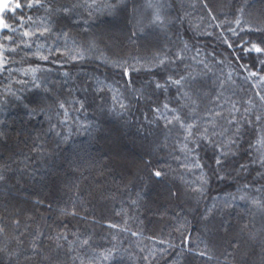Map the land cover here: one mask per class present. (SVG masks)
Returning a JSON list of instances; mask_svg holds the SVG:
<instances>
[{
    "label": "snow or ice",
    "instance_id": "1",
    "mask_svg": "<svg viewBox=\"0 0 264 264\" xmlns=\"http://www.w3.org/2000/svg\"><path fill=\"white\" fill-rule=\"evenodd\" d=\"M141 7L150 10L147 11V15L140 11ZM170 7L171 5L166 4L165 0H145L143 5L135 3V0H72V2L14 0L12 4H0V75L7 72L11 77L16 71L24 77L30 75V79L9 81L0 93V110L9 103L8 97L11 96L23 105L25 114L30 119L44 116L49 122L47 130L43 133L44 137L52 133L58 139L57 146L59 143H66L73 133L69 108L77 112L85 111L88 103L87 95L83 98L74 96L71 100L62 98L49 86L46 78L37 76V72L40 71L39 66L14 69L10 66V61H17L10 54L17 53L18 49H32L35 43V50L31 54L43 62H47L49 56L54 53L65 56L72 62L95 58L100 63L118 70L122 77L126 78L125 91L119 88L113 89L111 85L107 86V91L111 93L108 112L117 117H128L133 107L142 101H151L148 111L143 115V120L163 133V143L160 147L166 148L168 140L175 136L174 151L179 152L180 156H175L173 153L170 155L177 160L182 158L181 168L195 175V180L192 181L186 180L184 172L172 177L186 185V193L198 194L197 198L203 196L213 176L222 181L231 174V171H235L237 175H247L255 168L256 181H264V92L255 93L259 98V105L252 99L241 104L240 101L233 99L235 93H229L227 90L228 85L235 84L231 69L226 74L221 72L217 75L212 62L207 59H197L196 56H187L186 54L192 49L183 38L180 41L182 47H177L173 51L169 45L172 39L170 29L177 20L182 23L184 17L170 16L168 13ZM202 7L212 21L217 20L208 0H203ZM247 7H249L247 4L241 5L237 8L238 14L232 20L225 16L223 21L214 26L224 28V25H227V32L233 37H240L233 44L224 31L220 33V39L227 48L233 49L234 52L235 49H239L234 59L242 70L247 71L244 79L254 80L253 87H258L264 85V38L256 42L252 39H244L240 34H264V23L253 25L246 21L244 17ZM125 10L129 11L127 24L130 27L127 32H114L101 19L117 17ZM93 25H97L95 30ZM196 27L199 28V25ZM73 31H77V36L71 35ZM204 34L212 35L206 30ZM48 37L53 38L52 44L45 47ZM42 38L45 43L40 42ZM125 41L136 45L138 52L142 46L150 54L125 57L119 53L109 55L106 51L113 46L122 45ZM120 51H123V48ZM196 53L199 56L200 49H196ZM253 54L255 63H239L243 57H252ZM25 56H28L27 52ZM187 60L193 63H186ZM215 63L223 64L224 60H216ZM158 71L161 75H157ZM140 72L151 75L137 86L132 77L133 74ZM62 75L65 78L64 83L74 79L68 72ZM90 80H95V86L89 84ZM12 83L23 87L13 90ZM89 87H92L95 93L93 99H98L103 104L104 97L101 94L105 92L104 81L88 77L84 84L80 85L79 90L88 93ZM34 89L40 90L44 95L29 103H23L24 98L18 95V92L25 90L31 92ZM68 91L73 90L68 89ZM159 97L163 98L157 102ZM101 110L103 111L104 108L101 107ZM53 119L56 123H52ZM76 119L78 128L91 134L92 122L79 123V118ZM6 128V121L0 120V143L7 140ZM249 131L252 136L248 139L247 147L244 148L248 160L238 162L236 157L244 147L245 137ZM32 150L41 154L46 151L40 134L33 138ZM207 150L212 152L211 164L206 163L201 155L202 151ZM67 164L70 171H78L83 176L84 172L81 169L87 171L86 164L90 165L91 161L78 158L68 160ZM233 164H236L235 168ZM10 171V164L0 165V183H7ZM176 172L177 170L171 165H154L149 158L143 162L142 167L131 164L128 169L129 185L140 182L146 188L151 183H162L169 178L170 173ZM74 187L78 189L79 184ZM125 188H128V185H125ZM237 192L239 195L229 194L224 198L225 206L235 207L236 201L239 200L243 202L245 211L252 214L253 219L243 223L231 239L227 240L229 247L216 256L208 251L207 244L204 250L189 247L190 234L181 233L183 236L181 243L185 251L193 252L209 261L216 260L218 264H264V183H259L257 186V183L245 182ZM252 192L261 195H251ZM169 194L179 195L178 192L171 190ZM143 197V191L137 190L135 198L130 199L131 207L138 208ZM78 203L82 204V201L77 192V199L72 202V210L61 208L59 215L73 217L79 215ZM4 211L6 215L0 216V264H69V261L71 264H122L126 256L130 260L143 259L148 264H152L156 259L155 249H148L147 253L139 258L131 256L116 235L112 236L113 242L109 247L96 252L93 250L90 234L85 235L78 230L69 233L66 225H63L64 231L56 230L48 234L47 239L52 243L44 246L41 240L45 233L40 227L28 231L32 226L25 221L24 230H21V209L6 206ZM121 212L127 217L124 221L125 226L121 227L110 222L107 227L118 232H130L131 236L139 238L141 233L127 227L128 219H132L128 215V210L122 208ZM257 214L261 221L259 228L254 223ZM210 215L211 209L202 219L207 221ZM86 218L81 217V219ZM31 219L29 216L28 220ZM221 227L227 230L223 223ZM176 230L179 231V227ZM158 243L164 244L165 241L159 240ZM168 247L174 248L175 245L168 242ZM139 250L145 252L143 247Z\"/></svg>",
    "mask_w": 264,
    "mask_h": 264
},
{
    "label": "trees",
    "instance_id": "2",
    "mask_svg": "<svg viewBox=\"0 0 264 264\" xmlns=\"http://www.w3.org/2000/svg\"><path fill=\"white\" fill-rule=\"evenodd\" d=\"M63 2H72V0H63ZM144 2L145 0H135V3L139 5H143ZM202 2L203 0H165L166 4L171 5L168 9L170 16L184 17L182 23L177 20L171 26L172 39L169 45L175 51L177 47H182L180 41L183 38L192 49L186 54L187 56H196L197 59H207L212 62L217 75L221 72L226 74L231 69L234 73L235 84L228 85L227 90L229 93H235L233 99L240 101L241 104L252 99L259 105L260 101L255 93L264 92V85L253 87L254 80L244 79L247 71L242 70L234 59L239 49H235L234 52L233 49L227 48V45L220 39V33L224 31L233 44L240 37H233L230 32H227V25H224V28H217L214 25L223 21L225 16L232 20L238 14L237 8L244 4L249 6L246 8L244 17L246 21L253 25L264 23V0H208L217 16L216 21L210 19L207 11L202 7ZM140 11L147 15V11L150 10L141 7ZM128 16L129 11L125 10L117 17H102L101 19L113 31L116 29L114 32L119 33L127 32L130 27L127 24ZM197 25L199 28L196 27ZM96 27L97 25H93V30ZM205 30L211 32L212 35L204 34ZM71 35L77 36V31H73ZM240 36L256 42L264 38V34L258 33H241ZM52 40V37H48L46 43L43 38L40 42L48 47L51 46ZM121 48L123 51H120ZM196 49H200L199 56H197ZM34 50L35 43L32 49H18L17 53L10 54L17 61H10V66L14 69L39 66L40 71L37 72V76L46 78L49 86L62 98L71 100L74 96L83 98L87 95L88 103L85 111L77 112L69 108L73 133L66 143H59L57 146L58 139L54 134L43 136L49 126L44 116L30 119L26 116L23 105L15 101L13 97H8L9 103L0 110V120H5L7 124L5 129L7 140L0 143V165L10 164L11 171L8 172L7 183H0V216L6 215L4 211L6 206L21 209V230H24L25 221L32 226L28 231L40 227L45 233L41 240L44 246L52 243L47 239L48 234L56 230L64 231L63 225H66L69 233L78 230L82 234H90L93 250L96 252L109 247L113 242L112 236L116 235L118 240L122 241L123 248L127 249L128 254L133 257H142L148 249H155L156 259L152 261V264H218L216 260L209 261L193 252L185 251L181 243L183 239L181 233L190 234L189 247L204 250L207 244L208 251L219 256L223 249L229 247L227 240L231 239L236 230L243 223L253 219L252 214L245 211L243 202L237 200L235 207H226L224 198L229 194L239 195L237 189L245 182L257 183V186L259 183H264V181H256L257 170L253 168L247 175H237L235 171H231V174L222 181L213 176L203 196L198 198V194L186 193V185L172 177L184 172L186 180L192 181L195 180V175L181 168L182 158L177 160L170 155L173 153L175 156H180L179 152L174 151L175 136L168 140L166 148L160 147L163 143V133L143 120V115L148 111L151 101H142L133 107L128 117H117L107 111V107L111 104V93L107 91V86L111 85L113 89L119 88L125 91L124 80L126 78L122 77L118 70L100 63L95 58L72 62L58 53H54L49 56L47 62H43L32 56L31 53ZM61 50H63L62 44ZM106 51L109 55L119 53L125 57L150 54L142 46L138 52L137 46L127 41ZM25 52L28 56H25ZM216 60H224V63L217 64ZM186 63L193 62L187 60ZM239 63H255L254 54L252 57H243ZM64 72H68L69 76L74 79H69L67 83H64L65 78L62 75ZM150 75L140 72L133 74L132 78L139 86ZM157 75L161 73L158 71ZM88 77L104 81L105 92L101 94L104 97L103 104L100 100L93 99L95 93L92 87H89L88 93L79 90L80 85L84 84ZM15 79H30V75L24 77L16 71L9 77L7 72L3 73L0 75V93L10 80ZM89 84L95 86V80H90ZM11 86L13 90L23 87L15 83ZM68 89L73 91L69 92ZM18 95L24 98L23 103H29L44 93L34 89L31 92L19 91ZM162 98L159 97L157 102ZM101 107L104 108L103 111ZM148 115L151 118L150 112ZM77 117L79 123L92 122L91 134L89 131L78 128ZM52 123H56V120L53 119ZM37 134H40L44 141L46 151L43 154L32 150L33 138ZM251 136L252 133L249 131L236 161L248 160L244 148L247 147ZM201 155L206 163H212L211 150L202 151ZM78 158L91 161L90 165L86 164L87 171L81 169L84 172L83 176L80 172H73L68 168L67 161ZM149 158L154 165H171L177 172L170 173L169 178L162 183H151L146 188L140 182L129 185L128 169L131 164L142 167L143 162ZM235 167L236 164H233V168ZM76 184H79L78 189L74 187ZM125 185H128V188H125ZM137 190L143 191L144 197L138 208L133 209L130 199L135 198ZM169 190L178 192L179 195L171 196ZM77 192L82 201V204H77L79 215L60 216L61 208L72 210V202L77 199ZM251 195L261 194L252 192ZM122 208L127 209L128 215L132 217L128 219L127 227L141 233L139 238L131 236L130 232H118L107 227L110 222L121 227L125 226L124 221L127 217L121 212ZM209 209H211V215L206 221L202 218ZM29 216L32 218L30 221ZM82 216L87 218L81 219ZM222 223L227 230L221 227ZM254 223L257 228L260 227L259 214L255 216ZM178 227L179 231L176 230ZM159 240H164L165 243L160 244ZM168 242L174 244L175 247L169 248ZM141 247L145 248V252L139 250ZM69 264H71L70 261ZM122 264H148V262L143 259L130 260L126 256Z\"/></svg>",
    "mask_w": 264,
    "mask_h": 264
},
{
    "label": "rangeland",
    "instance_id": "3",
    "mask_svg": "<svg viewBox=\"0 0 264 264\" xmlns=\"http://www.w3.org/2000/svg\"><path fill=\"white\" fill-rule=\"evenodd\" d=\"M14 0H0V4H12ZM116 31V29L114 30ZM122 155H124V151H122Z\"/></svg>",
    "mask_w": 264,
    "mask_h": 264
}]
</instances>
